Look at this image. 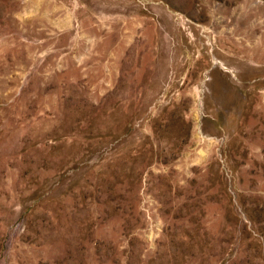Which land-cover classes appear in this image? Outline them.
<instances>
[{
	"label": "rangeland",
	"instance_id": "rangeland-1",
	"mask_svg": "<svg viewBox=\"0 0 264 264\" xmlns=\"http://www.w3.org/2000/svg\"><path fill=\"white\" fill-rule=\"evenodd\" d=\"M0 264H264V0H0Z\"/></svg>",
	"mask_w": 264,
	"mask_h": 264
},
{
	"label": "crops",
	"instance_id": "crops-1",
	"mask_svg": "<svg viewBox=\"0 0 264 264\" xmlns=\"http://www.w3.org/2000/svg\"><path fill=\"white\" fill-rule=\"evenodd\" d=\"M111 75V74H110Z\"/></svg>",
	"mask_w": 264,
	"mask_h": 264
}]
</instances>
